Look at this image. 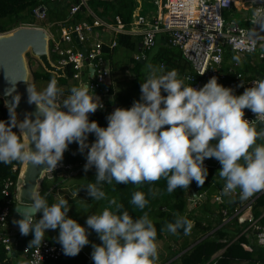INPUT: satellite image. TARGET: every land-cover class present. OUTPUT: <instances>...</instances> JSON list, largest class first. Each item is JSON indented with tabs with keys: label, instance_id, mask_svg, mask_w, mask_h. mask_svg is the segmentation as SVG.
<instances>
[{
	"label": "clouds",
	"instance_id": "clouds-1",
	"mask_svg": "<svg viewBox=\"0 0 264 264\" xmlns=\"http://www.w3.org/2000/svg\"><path fill=\"white\" fill-rule=\"evenodd\" d=\"M262 11L264 8L258 7L254 15L260 16ZM261 27L264 29V25ZM233 59L240 62L238 56ZM145 69L140 99L134 100L129 109L115 108L106 116V128L89 121V114H95L103 105L95 102L99 97L89 95L88 85L73 86L61 107L57 97L62 90L55 78L39 91L35 84L25 81L27 103L36 105L37 110L26 114L21 122L15 111L20 96L13 98L9 120L0 121V163L44 166L52 173L69 145L76 143L78 152L85 155L84 173L93 168L96 172L95 181L81 190L99 202L106 199L103 185L113 181L140 186L163 178L170 194L189 189L193 181L202 187L208 176L204 161L214 158L221 165L217 173L224 181L221 196H230L239 189V199L246 201L264 192V144H257L258 139H264V130L258 132L254 126L257 121L264 122V79L253 81L249 87L241 80L236 87L244 91L237 96L233 88L218 84L215 76L197 90L186 86L175 69L164 73L162 66L157 68L151 63ZM245 109L256 119H245ZM89 134L95 137L91 144L87 142ZM21 135L29 140L27 149ZM149 193L155 195L151 188ZM29 198L30 203L16 207L22 218L13 221L21 236L32 234L28 248H41L46 230L57 229L56 242L67 257L77 256L90 243L86 228L68 218L69 202L63 195L58 193L51 205L34 190ZM131 203L143 211L148 200L136 191ZM109 204L116 206V213L104 208L86 219L87 229L102 242L92 244L93 264H155L157 231L148 213L133 220L128 211H120L123 205L115 198ZM39 213L42 218L36 220ZM192 227L191 220L177 214L175 222L167 223L163 230L176 234L183 229L189 235Z\"/></svg>",
	"mask_w": 264,
	"mask_h": 264
},
{
	"label": "trees",
	"instance_id": "trees-1",
	"mask_svg": "<svg viewBox=\"0 0 264 264\" xmlns=\"http://www.w3.org/2000/svg\"><path fill=\"white\" fill-rule=\"evenodd\" d=\"M79 3L80 0H0V32L4 33L13 30L24 24L35 25L37 19L44 23V27L59 22L67 23V25L82 21L92 23L94 19L93 15L90 14L88 8L84 6H81L75 15H70L72 7ZM137 5V0H89V6L93 12L96 13V16L98 15L102 19L111 21V23H116V17H120L122 22L128 26L133 20V14ZM38 7L45 8L44 19H40L33 13ZM158 8L159 7L154 1L153 14L145 16L148 19H152L153 16L157 15ZM130 39H132L131 35H120L119 43L121 45H127ZM141 42L137 44L131 41L129 46L131 48L139 46L140 50ZM103 49L106 53V58H109L112 52H109L106 46H104ZM27 55L31 69V60L33 57H31L29 53H27ZM50 58L53 62L55 61L52 54H50ZM36 61L38 62V67L36 69H31L32 84H35L39 91L44 89L51 79L55 78L57 87L62 90V94L57 97V104L62 107V101L70 95V89L73 86H78V84L74 82L75 70L73 65L68 64L64 66L65 76L58 77L54 73L45 70L38 60ZM135 61L134 70L136 77L133 80V85L134 90L140 95V85L146 78L147 72L145 65L148 63H151L157 68L162 66L164 73L173 69L177 70L179 74L178 78L183 79L186 86V75L197 77L191 64L183 56L182 51L172 44L166 47H154L152 50L147 51L144 60L135 59ZM240 72L243 73L244 79L246 80L264 79V60L258 55H247ZM223 86L228 88L226 85ZM161 94L164 96L167 95L163 90H161ZM132 103L133 98L131 94L128 96L117 94L114 100L108 103L104 110H97L95 114H89V121H96L100 127L106 128L107 115L112 113L115 108L129 109ZM8 120V108L4 106V101L0 99V121ZM255 127L258 132L264 130V123L257 124ZM13 131L19 134L18 129H13ZM94 139V135L89 134L87 142L91 144L94 142ZM21 142L24 143L22 135ZM257 144H264V139H258ZM78 154V145L72 143L69 145L68 150L65 151L63 157L66 164L65 173L69 174L72 171V167L75 169L73 171L74 174L70 176V185L73 187L72 192L85 193L84 195L79 194L77 197H73L72 195L69 196V199H71L70 202L74 204V211L71 213L68 212V218L73 217L74 220L80 219L82 221L81 218H83L84 215L88 217L100 213L104 208H109L110 211L116 213V206L109 204V201L115 198L117 204L123 205L120 211H128L133 220L141 217L144 212L148 213L149 219L152 220L157 231L156 242L164 238L165 233H168L163 229L167 223L175 222L177 214L193 222V227L189 234L193 236V239L192 241H187L184 249H187L191 244H193V246L184 253H182L184 249L172 251L168 255V260L179 253L182 254L179 256L178 261L169 264H240L243 262L253 264V261L256 260L255 250L248 247L246 236L242 233L245 225L238 223V216H232L236 210L244 207L249 200L241 201L239 199V194H231L230 196L220 195L224 186V181L220 179L217 173L221 169V165L214 158L204 161V164L207 165L208 176L202 187H198L196 182L193 181L189 189H177L170 194L167 192V181L163 178L151 185L145 183L140 186L131 183L128 185L117 184L113 181L112 184L105 183L103 185L102 190L106 194V199L96 202L88 197L84 190H81L87 183L95 181V168L84 173L83 166L86 161H81L77 156ZM241 163H243V161H241ZM22 166L23 164L17 162H13L10 165L0 163V205L5 202V196L2 193L4 181L6 179H12L15 183L11 188V213H13L17 204L16 183ZM63 178H65L64 174H56L53 178L47 176L43 178L39 194L47 199L49 205L56 202V195L52 190L56 185H53ZM149 188L155 192L154 196L149 193ZM136 191L144 193L145 198L148 200V204L143 211L131 203L133 193ZM215 196H221V201H217ZM192 203L195 204V209H190ZM252 209V215L255 218H260L261 222L264 224V215H262L264 210V194L255 199ZM225 210L228 212V218L226 220L223 213ZM40 218H42V213L39 214L36 220ZM87 231L90 232V230ZM58 234V229L46 230L44 239L49 240L53 244H59L56 242ZM176 234L180 237L186 236L183 229H179ZM15 238V256L13 254L9 256L5 247L0 245V264H18L17 258L21 255L24 246H28L33 236L29 234L25 237L21 236L20 232H17L15 233ZM260 248L261 252L259 253L258 260L264 263V248ZM48 264H93V261L91 256H88L82 249L75 257H67L63 254L59 259L53 260ZM155 264L159 263L156 261Z\"/></svg>",
	"mask_w": 264,
	"mask_h": 264
},
{
	"label": "built area",
	"instance_id": "built-area-1",
	"mask_svg": "<svg viewBox=\"0 0 264 264\" xmlns=\"http://www.w3.org/2000/svg\"><path fill=\"white\" fill-rule=\"evenodd\" d=\"M88 1L80 0L78 5L72 7L70 15H75L81 6L87 7ZM155 3L159 7L157 15L148 19L145 15L134 14L133 22L129 26L123 23L120 17H116V23H111L89 11L94 18L92 23L82 21L67 26H62L60 23L59 26H62L60 34L47 32L49 52L56 58L54 64L60 67L73 65L74 79L80 82V86L88 85L89 95L94 98L99 97L95 102L102 103L103 108L98 110H104L108 105L107 98L115 96L112 88V67L103 48L106 46L109 52L114 51L119 43L118 36L124 34L142 36L140 53L135 56L136 60L146 58L147 51L156 46L157 36L160 33L167 34L169 43L182 51L183 56L194 69L197 77L186 75L185 81L187 86L197 90L215 76L218 84L233 88V94L239 96L244 91V88L236 87L241 80L245 87L251 86L253 81L258 80L244 79L240 70L247 55H258L264 60V29L261 27L264 25V11L260 16L254 15L258 7L264 8V0H155ZM41 8L44 7H38L33 13L44 19L45 10L42 14L38 13ZM21 26L33 25L24 24L19 27ZM100 28L111 33L112 38L109 41H105L97 32L96 29ZM249 32L253 35L249 36ZM75 33L86 47L87 56L74 43ZM237 56L240 59L239 63L233 59ZM90 68H94L92 77H90ZM244 118L249 121L256 119L248 109L245 110ZM260 123L264 122L257 121L255 125ZM204 166L207 167L206 164ZM14 185L12 179L4 181L2 193L5 202L0 205V245L5 247L9 256L13 254L16 242L13 241L15 231L12 229L10 210L11 188ZM52 190L56 196L58 193L64 196L60 187L55 186ZM239 192L240 190L237 189L233 194ZM73 193L75 192H70V195L77 197ZM263 194L264 192L256 193L244 207L232 214L233 217L238 216V223L245 225V232L250 231L262 248H264L262 242L264 224L260 218H255L253 215L243 217L242 209H252L255 199ZM215 199L221 201V196H215ZM223 213L226 220L227 210ZM62 255L61 245L44 239L41 248L24 246L17 260L19 259L18 264H48Z\"/></svg>",
	"mask_w": 264,
	"mask_h": 264
},
{
	"label": "water",
	"instance_id": "water-1",
	"mask_svg": "<svg viewBox=\"0 0 264 264\" xmlns=\"http://www.w3.org/2000/svg\"><path fill=\"white\" fill-rule=\"evenodd\" d=\"M45 8L39 9L42 14ZM74 40L87 56V49L79 41L77 34ZM27 53L38 60L48 72L54 73L58 77L65 76L64 67L57 66L50 58L49 35L44 28L35 26H21L9 32L0 33V99L4 101V106L9 108L14 103V97L19 95L20 102L15 111L19 121L25 119L26 114L35 113L36 105L27 103V83L32 84V75ZM90 77L93 76L94 68L89 69ZM27 83H26V82ZM14 89V90H13ZM35 119L33 115L31 117ZM23 136V135H22ZM26 149L29 147V140L23 136ZM31 147V145H30ZM66 164L64 160L59 162L57 169L50 173L44 166L34 167L31 164H23L16 183V206L11 216L12 229L19 232L18 226L13 224L14 220L22 217L17 213L16 207L24 206V203H30L29 193L31 191L40 192V186L45 176L53 178L54 175H63ZM40 214V213H39ZM36 215L35 219L38 218ZM16 241V238H13ZM15 256V252H13Z\"/></svg>",
	"mask_w": 264,
	"mask_h": 264
},
{
	"label": "crops",
	"instance_id": "crops-1",
	"mask_svg": "<svg viewBox=\"0 0 264 264\" xmlns=\"http://www.w3.org/2000/svg\"><path fill=\"white\" fill-rule=\"evenodd\" d=\"M137 2H138V5H137V7H136V9L134 11V14H142V15H145L143 13V5L141 4V0H137ZM86 8H88V11H91L96 16V13H94L93 10L91 9V7L89 6V1L87 3V7ZM96 17H99V16L97 15ZM105 21H107V20H105ZM108 22H111V21H108ZM132 22H133V20H132ZM60 23L62 24V26H67V23H63V22H59L57 24L56 23H52V24H49L47 27L46 26L44 27V26H41V25H37V26L46 29V31L49 34H51V33L60 34V32H61L60 29L62 27V26H59ZM96 30H97V32L101 35V37L105 41H109V39L112 38L111 33L109 31H105L104 28H100V29H96ZM118 39H119V36H118ZM130 40L133 41L134 43L139 44L141 42V40H142V36L141 35H132V39H130ZM130 40H128L127 45H122V46H124L125 48H131L129 46L130 45L129 43L131 42ZM74 43L76 44V46H78V44L76 43L75 40H74ZM120 45L121 44L118 43V46H120ZM168 45H170V43H169V39H168L167 34L160 33L157 36V42H156V46L155 47L156 48L166 47ZM115 49H114V51H115ZM132 49H138L139 50V46L138 47L135 46ZM114 51H112V53H111L110 57L108 58V60H109V63L111 65V67H112V88L114 89L115 96L117 94H123V95H127V96L131 94V96L133 98V101L134 100H137L138 101L140 99V96H139L140 94H138V92H136V90H134V85H133V80L136 77V73L135 72L132 73L131 70H128L127 68H125L124 67L125 64L123 63V61L120 62V65L117 68H114L115 66H114V63H113V56H112V54H113ZM54 59L56 60L55 57H54ZM243 61H245V59H243ZM133 70H134V67H133ZM83 74H84V71H83ZM74 82L77 83L78 86H80L79 85L80 82L78 80H75L74 79ZM114 97L107 98V103L112 102L114 100ZM77 156L81 159V161H84V162L86 161L85 160V155H82V154L79 153ZM72 170H74L73 167H72ZM73 174H74V172L73 173L71 172V174L69 173L67 175H66V173H64V177L65 178L61 179L60 181H58L57 183H55L53 185V186L56 185V186H58V187H60L62 189V193H64V196L67 198V200L69 202V207H70L69 213H71V212L74 211V204H72V202H70L71 199H69L70 198L69 197L70 196V192H72V188H73L70 185L71 177H69V176H72ZM193 205L194 204L192 203L190 205V207L193 206ZM242 211H243L242 212L243 213L242 214L243 217H249V216H251L253 214V209L243 208ZM262 215H264V210L262 212ZM82 223H84V222L82 221ZM82 223H79V224L82 227H85V226H83ZM241 227H243V226H241ZM87 232L89 233V231H87ZM242 233H244L245 236H246V239L248 241V243H247L248 244V247L250 249H252V250H255V253H256L255 254V258H256V260L253 261V264H264V263H261L258 260L259 259V255H260L259 253L261 252V248L257 244V241H256L254 235L250 231L245 232L244 227H243ZM92 234H96V233H92ZM192 239H193V236L192 235H186L185 237H180L177 234H171L169 232L168 233H165L164 234V238H162V239H160V240H158L156 242L157 243V250H158V260H157V262L159 264H169V263L178 261L179 256L182 253H184L186 250L190 249L193 246V244H191L190 246H188L187 249H184L185 248L184 246L187 243V241H192ZM89 249H92V243H89V248L86 247V248L83 249L84 252L88 256H91V252H92L93 249L92 250H89ZM179 249L180 250L181 249H184V250H182V253H179L178 255H176L174 257H171L169 260L167 259L168 258V255L172 251L179 250ZM160 251H165V253L163 254V256L160 255ZM263 251H264V249H263ZM18 260H17V262H18ZM240 264H250V263L243 262V263H240Z\"/></svg>",
	"mask_w": 264,
	"mask_h": 264
},
{
	"label": "rangeland",
	"instance_id": "rangeland-1",
	"mask_svg": "<svg viewBox=\"0 0 264 264\" xmlns=\"http://www.w3.org/2000/svg\"><path fill=\"white\" fill-rule=\"evenodd\" d=\"M154 1L155 0H141V4L143 5V13L145 15H151V14H153V12H154L153 11L154 10L153 9V7H154ZM37 25L43 26L44 23L41 20H38L37 19L35 25H33V26L38 27ZM139 53H140V51L138 49L125 48L122 45L118 46L115 49V51L113 52V54H112V56H113V63H114V66H115L114 68H117L120 65V62L123 61V63L125 64L124 67L127 68L128 70H131L132 73H134L135 70H133V67L136 64L135 56L137 54H139ZM26 59H28V55H27ZM31 61H32L31 62V69H36L38 67V62L34 58ZM74 170H72L71 172L73 173ZM71 172H70V174H71ZM194 206H195V204L193 206H191L190 209L195 208ZM70 218L71 219H74L73 217H70ZM87 218L88 217L86 215H84V217L81 218L84 223H82V221L80 219H76V221L78 222V224L79 223H82L83 226L86 227V230H90V232H89L90 234L88 235V240H89L90 243L96 244V245H101V241L99 240L97 234H92L94 231H92L91 229H87V225H86V219ZM86 247L89 248V244L86 245L84 248H86ZM89 250H92V249H89ZM164 253H165V251H160V255L161 256H163Z\"/></svg>",
	"mask_w": 264,
	"mask_h": 264
}]
</instances>
